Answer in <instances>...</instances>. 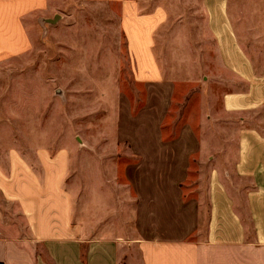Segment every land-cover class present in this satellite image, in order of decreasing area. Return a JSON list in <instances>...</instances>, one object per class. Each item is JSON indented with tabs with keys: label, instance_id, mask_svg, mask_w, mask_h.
Here are the masks:
<instances>
[{
	"label": "crops",
	"instance_id": "obj_1",
	"mask_svg": "<svg viewBox=\"0 0 264 264\" xmlns=\"http://www.w3.org/2000/svg\"><path fill=\"white\" fill-rule=\"evenodd\" d=\"M192 4L201 37L211 38V52L229 75L214 82L226 87L225 113L239 119L234 144L199 142L188 124L177 141L162 140L175 90L156 56V36L169 17L163 4L0 0V86L10 85L17 62L20 118L43 111L37 70L46 38L66 52L70 69L76 61L88 64L80 55L93 53L107 55L95 65L116 71L95 81L110 87L98 100L115 140L81 145L88 166L82 179L75 168L79 144L0 146V264H264V0H179ZM86 37L104 39L103 45H81ZM59 38L66 46L59 47ZM124 69L145 90L134 113L120 90ZM5 99L0 94L1 117ZM50 100L58 115L59 98ZM122 149L134 161L123 182ZM194 155L196 196L185 199ZM81 180L88 184L76 190Z\"/></svg>",
	"mask_w": 264,
	"mask_h": 264
},
{
	"label": "rangeland",
	"instance_id": "obj_2",
	"mask_svg": "<svg viewBox=\"0 0 264 264\" xmlns=\"http://www.w3.org/2000/svg\"><path fill=\"white\" fill-rule=\"evenodd\" d=\"M157 3L167 8L169 17L166 24L158 30L156 56L163 77L172 80L175 88L168 115L161 128L162 140L177 141L180 128L188 124L194 130L199 142L236 143L233 123L239 120L238 116L235 115L234 120L225 113L222 97L226 87L214 82L229 75L226 70L218 66L216 55L211 52V38L201 37L199 23L195 20L197 19L195 6L179 5V0H156ZM78 40L81 45L92 48L100 47L104 42V39L97 37ZM58 41L59 47L66 46L63 44L66 43V39L61 38ZM55 45L57 42L52 46L47 38L44 39L42 62H38L37 71L43 79L44 99L43 111L38 117L34 116V112H28L26 118H20L18 115V96L21 93L18 84L19 69L17 62L12 61L11 83L4 87V91L0 86V94L4 93L6 97H10L5 99L9 102H4V108L8 113L5 111V115L0 116V146L20 142L29 145L37 141L57 143L60 147L73 142L79 144V150L75 151V168L82 179L85 167L88 166H84L86 159L81 145L115 140L114 123L111 118L109 121L104 119L107 112L101 105L102 101L98 100L105 93V88L109 90L110 87H101L95 81L116 71L114 68L106 70L103 66L95 65L96 61L106 59L107 55L93 53L87 56L80 55V60L85 57V60L89 61L88 64L82 65L76 61L75 68L70 69L67 65L66 52H58ZM200 48L202 52L198 50ZM119 77L120 90L130 100L134 113L143 104L145 90L142 86L133 83L128 69L121 70ZM51 96L59 98L58 115L54 112L56 104L50 100ZM0 105L2 106L3 103ZM124 152L126 150L122 149L117 166L122 182L126 165L134 162L123 154ZM204 152L210 157L211 150ZM0 153L3 154V151ZM199 161L198 155H194L190 160L189 178L183 186L185 199L196 196L197 178L200 173ZM209 170V163L204 164V174L209 173ZM74 184L76 190L82 191L83 185L88 183L81 180ZM77 201H80L81 207L82 198ZM1 202L0 199V205Z\"/></svg>",
	"mask_w": 264,
	"mask_h": 264
}]
</instances>
